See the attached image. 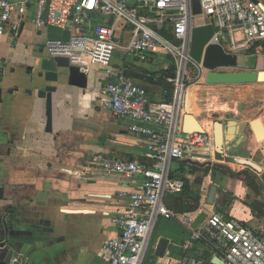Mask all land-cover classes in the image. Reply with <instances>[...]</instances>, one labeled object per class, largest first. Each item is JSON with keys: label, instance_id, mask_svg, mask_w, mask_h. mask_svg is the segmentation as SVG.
<instances>
[{"label": "crops", "instance_id": "1", "mask_svg": "<svg viewBox=\"0 0 264 264\" xmlns=\"http://www.w3.org/2000/svg\"><path fill=\"white\" fill-rule=\"evenodd\" d=\"M69 34L54 26L36 27L30 9L0 36V86L4 87L0 102V258L13 250L10 264H111L105 245L118 234L114 218L125 205L118 191L135 189L142 177L106 173L89 162L98 154L148 165L153 161L146 156L144 141L130 132V119L102 107L105 85L130 79L145 87L153 100L173 96L174 86L165 76L172 61L159 53H149L144 61L130 55L122 64L112 60L109 66L95 64L86 72L87 87L59 85L53 97L52 131H47L46 99L28 90L34 89L33 79L40 71L53 68L48 62L47 40L66 39ZM256 43L260 46L264 41ZM245 55L246 51L240 58ZM261 55L259 64L264 68V52ZM44 62L48 66H42ZM193 115L203 126L202 119ZM213 127L215 135L221 127L223 137L222 156L216 149V161L227 166L224 171L223 167L212 168L205 180L197 181L195 189L202 193H196V198L189 183L183 192L167 198L168 206L180 215L161 216L163 224L157 226V222L143 264L210 257L209 249L198 243L189 251L184 249L192 234L182 222L186 213L196 218L206 210L208 216L219 203L226 217L235 216L247 225L252 221L251 210L239 198L248 189L245 178L228 176V161L245 163L241 155L248 139L255 136L252 121L219 119ZM180 162L172 163L176 177ZM213 179L219 189L214 204H208L212 184L207 192L200 187ZM189 200H196L195 207H190ZM14 257L19 261L13 262Z\"/></svg>", "mask_w": 264, "mask_h": 264}, {"label": "built area", "instance_id": "2", "mask_svg": "<svg viewBox=\"0 0 264 264\" xmlns=\"http://www.w3.org/2000/svg\"><path fill=\"white\" fill-rule=\"evenodd\" d=\"M193 0H0V36L32 9L38 28L54 26L69 31L66 39H48L51 58L68 57L88 72L95 64L109 66L114 51L147 60L148 53L168 54L173 74L166 80L174 86L171 100H153L148 90L130 79L105 85L102 107L116 116L129 118V130L145 143L148 165L105 155H95L90 164L106 173L139 175L133 190H120L124 210L114 218L118 234L106 242L111 264H143L158 218L180 214L167 198L185 189V182L172 175L175 160L216 162L213 123L202 132L184 133L183 118L189 107L190 89L206 82L208 69L190 55L191 32L196 25L212 23L215 33L209 43L221 44L226 52L242 55L250 45L264 41V7L253 0H200L202 15L210 21L194 23ZM15 29L18 28L14 26ZM119 41H127L120 44ZM111 73V71H109ZM183 224L192 232L184 249L196 243L210 251V257L186 256L174 264H264V239L241 219L226 217L212 209L194 229L192 213ZM14 257L13 262H18Z\"/></svg>", "mask_w": 264, "mask_h": 264}, {"label": "rangeland", "instance_id": "3", "mask_svg": "<svg viewBox=\"0 0 264 264\" xmlns=\"http://www.w3.org/2000/svg\"><path fill=\"white\" fill-rule=\"evenodd\" d=\"M264 1V0H263ZM210 17L198 14L195 16L194 23H203L210 21ZM127 41H119L120 44ZM264 47V43L260 44ZM259 43H256L246 50V55L240 58V66L235 70H255L258 68L264 69L259 64V59L262 57ZM259 48V49H258ZM165 56L171 63V58L168 54L159 53ZM130 57L124 50L117 48L112 56L113 63L122 64L124 59ZM228 70V69H225ZM196 114L207 127L214 124V121L228 118L235 119L236 122L252 121V127L255 136L248 139L247 146L244 149V154L241 159L244 164L228 161V166L231 167L232 173L228 169V176L240 177L243 176L246 180L247 190L240 198V202L248 206L251 210L252 221L249 224L256 234L264 239V83L250 84H220L211 86L207 82L196 84L190 89V104L185 114ZM257 120V121H256ZM217 149V148H216ZM181 168L178 170V175L187 184H191L196 193L201 194L202 191L196 190V183L202 177L204 180L209 175L213 168H221L227 166V163L216 161L213 164L201 163L197 161L182 160ZM176 166V163L173 164ZM260 166V167H259ZM224 171V167L221 168ZM235 172V173H234ZM216 183V179L204 182L200 189L207 192L211 184ZM236 199V198H235ZM235 201V200H234ZM190 207H195L196 200H189ZM187 206H189L187 204ZM180 210L182 207L179 208ZM176 211V210H175ZM163 217L158 218V225L163 224ZM184 226V225H183ZM188 230V228H186Z\"/></svg>", "mask_w": 264, "mask_h": 264}, {"label": "water", "instance_id": "4", "mask_svg": "<svg viewBox=\"0 0 264 264\" xmlns=\"http://www.w3.org/2000/svg\"><path fill=\"white\" fill-rule=\"evenodd\" d=\"M253 1L264 7L260 0ZM192 2L194 14L202 13L200 0H193ZM128 3L131 7H135L136 0H128ZM214 33L215 28L212 23L196 25L191 32L190 55L196 61L203 62L204 67L208 69L206 82L210 85L264 83V69L262 68L244 71L235 70L240 66V56L226 52L221 44L209 43ZM48 62L53 68L49 67L40 71L38 77L33 79L34 89H29L28 91L32 93L36 90L38 97L46 99L47 131H52L53 97L54 93L58 91L59 85L65 83L84 88L88 85L89 75L83 72L79 66L72 64L68 57L56 56L48 58ZM44 65L48 66V63L45 64L44 62L42 66ZM3 93L4 87L0 86V102L3 101ZM183 123L185 131L181 134L183 137H187L188 133L202 132L204 130L193 114H185ZM215 136L218 155L222 156L223 137L221 127H217ZM218 189L217 184L211 185L208 204H214ZM206 217L207 211L203 210L195 218L192 227L194 229L198 228ZM164 244L162 245V250ZM13 254L14 251L10 250L5 258H0V264H10Z\"/></svg>", "mask_w": 264, "mask_h": 264}, {"label": "trees", "instance_id": "5", "mask_svg": "<svg viewBox=\"0 0 264 264\" xmlns=\"http://www.w3.org/2000/svg\"><path fill=\"white\" fill-rule=\"evenodd\" d=\"M148 55H149V53H148ZM173 68L170 70V72H167V75H166V73H165V76L167 77L168 75H172L173 74ZM228 169H230L229 171L232 173L233 171L231 170V168H229L228 167ZM235 173V172H234ZM233 174V173H232ZM173 176H175V175H173ZM176 177V176H175ZM184 191V190H183ZM216 210H218V211H221L222 213H223V210H222V207H221V205L218 203L217 205H216ZM225 215V214H224ZM226 216V215H225ZM228 217H230V216H228Z\"/></svg>", "mask_w": 264, "mask_h": 264}, {"label": "bare ground", "instance_id": "6", "mask_svg": "<svg viewBox=\"0 0 264 264\" xmlns=\"http://www.w3.org/2000/svg\"><path fill=\"white\" fill-rule=\"evenodd\" d=\"M189 104H190V101H189ZM260 167V166H259Z\"/></svg>", "mask_w": 264, "mask_h": 264}]
</instances>
